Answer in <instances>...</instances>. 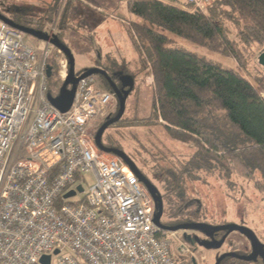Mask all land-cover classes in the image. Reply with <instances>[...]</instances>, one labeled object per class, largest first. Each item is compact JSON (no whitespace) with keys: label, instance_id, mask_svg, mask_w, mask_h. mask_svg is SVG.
Segmentation results:
<instances>
[{"label":"built area","instance_id":"obj_1","mask_svg":"<svg viewBox=\"0 0 264 264\" xmlns=\"http://www.w3.org/2000/svg\"><path fill=\"white\" fill-rule=\"evenodd\" d=\"M214 2L175 0L202 15ZM27 38L0 20V264H193L183 237L172 255L170 232L155 226L154 202L125 162L94 143L89 127L113 115L115 95L88 76L61 113L47 95L50 53L39 58ZM55 50L63 84L68 60ZM88 173L94 184L78 193Z\"/></svg>","mask_w":264,"mask_h":264},{"label":"trees","instance_id":"obj_2","mask_svg":"<svg viewBox=\"0 0 264 264\" xmlns=\"http://www.w3.org/2000/svg\"><path fill=\"white\" fill-rule=\"evenodd\" d=\"M70 2L59 15L61 25L69 14ZM125 6L128 13L140 21L128 30L134 49L132 60L138 65L137 72L151 75L154 88L149 116L138 118L136 111L129 119L123 115L119 123L110 127H142L153 140L154 130L160 129L165 138L184 146L187 151L162 159L159 153H150L158 144L155 140L140 145L148 151L151 160L143 157V170H138L161 197L163 215L168 210L171 218L161 224L176 227L202 223L198 216L199 201L188 199L185 192L186 183L200 179L201 174L216 176L226 183L233 178L249 180L264 196V99L261 96L264 70L258 64V56L264 52V0H215L205 15L188 13L163 0H133L127 1ZM7 18L30 28L22 19ZM35 30L43 32L42 28ZM172 38L230 58L245 70L249 67L244 56L247 50L257 73L250 81L237 69L223 68L173 46ZM252 48H256V52ZM54 60L50 53L45 71L47 95L52 98L59 95L62 87ZM132 60L126 64L129 66ZM114 66L113 63L108 68L99 67L113 83L117 84L116 80L120 83L114 79L120 75H131L126 69L124 74L115 76L111 73ZM95 77L98 89L112 93L104 78ZM118 110L117 104L111 118ZM104 133L101 137L104 147L123 151L115 141L106 144ZM156 214L154 203V216Z\"/></svg>","mask_w":264,"mask_h":264},{"label":"rangeland","instance_id":"obj_3","mask_svg":"<svg viewBox=\"0 0 264 264\" xmlns=\"http://www.w3.org/2000/svg\"><path fill=\"white\" fill-rule=\"evenodd\" d=\"M70 1H72V4L69 14L66 19H63L64 24L61 25L59 15ZM127 1L133 0H0V13L11 19H22L26 24H29L30 29L42 28V33L58 36L74 56L75 74L84 69L107 68L113 63L116 65L113 68L115 75L124 74L125 70L128 69L134 80V89L126 99L124 118H131L136 111L138 118H145L151 112L154 84L149 73L137 72L138 65L132 60L134 49L130 42L128 30H131L133 25L139 24L140 21L126 10L125 4ZM163 1L172 6H178L174 1ZM172 39L174 40L173 46L183 48L223 68L237 69L250 81L252 76L257 73L256 67L251 62L252 57H248L247 50L244 51V56L248 59L249 67L247 66L245 70L238 67L236 62L230 58L197 47L180 38ZM230 39H234L233 31H231ZM27 40L29 45L36 50L39 58L43 57L47 49L54 56L56 62L58 55L53 46L31 36H28ZM252 50L256 52V48H252ZM129 60L132 61L128 66L126 62ZM261 96L264 99V94ZM116 110L117 106L113 109L112 114ZM104 121L105 118H97L92 121L89 129L93 136ZM148 140L150 142L155 140L154 142L158 143L157 149L156 147L151 149L150 153H159V158L162 159L168 158L170 155L187 152L184 146L172 143L165 138L160 129L154 130V140L151 138V134L142 127L130 128L119 125L107 128L104 133L106 144L112 141L119 143L123 152L135 162L138 169L142 170L143 157L151 160L147 154L148 151L143 150L140 146ZM161 165L160 162L159 167ZM93 184L92 174H86L82 181L84 191H87ZM185 192L188 199L199 201L198 216L200 222L217 227L241 226L248 228L259 238L264 237V196L255 189L253 182L242 178H233L230 183H226L216 176L211 177L201 174L200 179L186 183ZM81 197L82 195L78 194L70 201H78ZM170 219L167 210L162 215L161 222L168 223ZM229 234L228 238L238 248H245L246 243L240 233L231 232ZM184 235L190 237V240L186 241ZM167 236L173 242V248L171 247L173 256L176 240L180 237H183L185 245L191 250L192 254L200 247L196 241L197 236H201L199 231H178L168 233ZM230 252L232 250L225 243L219 249L207 251V256L212 259L214 255L222 256ZM72 256L79 260L76 254H72ZM196 258L199 260V257L196 256ZM56 259L53 256L50 264H55ZM187 260L191 261L192 256L189 255Z\"/></svg>","mask_w":264,"mask_h":264},{"label":"water","instance_id":"obj_4","mask_svg":"<svg viewBox=\"0 0 264 264\" xmlns=\"http://www.w3.org/2000/svg\"><path fill=\"white\" fill-rule=\"evenodd\" d=\"M0 20L9 25L10 27L19 30L26 34L27 36L34 37L38 40L46 42L48 45L53 46V48L61 51L63 55L68 60L69 70H68V76L65 82L62 84V87L60 88L59 95L56 98L48 97L49 102L56 107L61 113H66L70 109L74 93H75V87L79 80L88 77V76H100L106 80V82L109 84L112 93L115 95L119 110L115 117L106 118L105 122L99 127L97 132L94 135V143L96 147L99 149V151L110 154L113 156H116L123 160L125 164L129 167V169L132 171V173L135 175V177L138 179V181L145 187L148 194L152 198L153 202L157 205V214L154 216V224L159 229L166 231V232H178V231H199V232H205L206 237H210L212 234H217L220 232H226V234H229L231 232H239L243 236H245L247 239L251 241V247H252V255L248 257H241L240 259L246 262H250L253 260V256L255 254L256 249H259L262 251V258L264 261V251L260 242L256 238L255 234L249 230L248 228L241 227V226H223V227H217L212 226L204 223H190V224H183L176 227H166L161 224V218L163 215V203L162 199L159 196L157 190L151 183L141 174V172L138 170L135 163L131 160L129 156H127L123 151H120L118 149H111L106 148L101 144V137L103 133L106 131L107 128L110 126L118 123L121 118L124 115L125 112V105H126V99L130 95V93L134 89V80L129 75H122L120 76L119 82L121 83L122 90L119 89L115 83L112 82L110 77L108 76L107 72L100 68H90L86 69L82 74L79 75L77 78L75 75V59L73 54L71 53L70 49L65 46L63 43H61L57 37L53 34H44L40 31H36L30 28L22 27L20 25L15 24L13 21L8 19L7 17L0 14ZM258 64L261 66L264 70V52L261 53L258 56ZM48 74V72H47ZM49 75V74H48ZM77 192L82 193L83 188L78 186ZM74 192H70L67 195H65V198H70L74 196ZM186 237V241L190 240V237H187L184 235V238ZM225 240V237H223L220 241L217 242H203L200 245L206 249H219L223 245ZM58 252L55 251L54 255H56ZM225 257V256H224ZM41 264H50V257L44 256L40 259Z\"/></svg>","mask_w":264,"mask_h":264},{"label":"flooded vegetation","instance_id":"obj_5","mask_svg":"<svg viewBox=\"0 0 264 264\" xmlns=\"http://www.w3.org/2000/svg\"><path fill=\"white\" fill-rule=\"evenodd\" d=\"M111 73L115 74V72H112V71H111ZM120 76H122V75H120ZM120 76H118L117 78H114V77L113 78L119 80ZM116 83L117 84H115V85L119 89L122 90L121 83H118L117 80H116ZM199 235H201V236H197L196 241L200 247H198L197 250L195 252H193V254H192V263L193 264H207V262H208V264H264V261L262 258V251H260L259 249H256L255 254L252 257L253 258L252 261L246 262V261H243L240 259L241 257H248V256L252 255L251 241L249 239H247L245 236H243L241 233H240V235L246 243V246L243 249L238 248L228 238L230 234H226V232H220L217 234H212L210 237H206L205 232L201 231V232H199ZM255 236H256V234H255ZM223 237H225L223 244L227 243L229 246V249L232 250V252L224 254L222 256H215L214 255L212 257V259H209L207 256V251H211L213 249H206V248L202 247L200 244L203 242H217V241H220ZM256 238L258 239L260 244L262 246H264V237L261 236L259 238L256 236ZM263 251H264V248H263ZM196 256L199 257L200 263H199V260H197Z\"/></svg>","mask_w":264,"mask_h":264},{"label":"bare ground","instance_id":"obj_6","mask_svg":"<svg viewBox=\"0 0 264 264\" xmlns=\"http://www.w3.org/2000/svg\"><path fill=\"white\" fill-rule=\"evenodd\" d=\"M99 129V128H98ZM95 130V129H94Z\"/></svg>","mask_w":264,"mask_h":264}]
</instances>
